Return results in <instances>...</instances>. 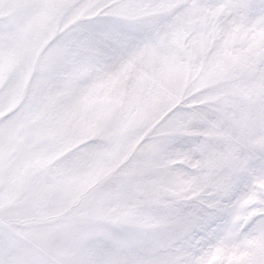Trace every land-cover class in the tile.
<instances>
[{"label": "snow or ice", "instance_id": "6c2138e0", "mask_svg": "<svg viewBox=\"0 0 264 264\" xmlns=\"http://www.w3.org/2000/svg\"><path fill=\"white\" fill-rule=\"evenodd\" d=\"M0 264H264V0H0Z\"/></svg>", "mask_w": 264, "mask_h": 264}, {"label": "rangeland", "instance_id": "374dc122", "mask_svg": "<svg viewBox=\"0 0 264 264\" xmlns=\"http://www.w3.org/2000/svg\"><path fill=\"white\" fill-rule=\"evenodd\" d=\"M187 145V142L186 141H181L178 146H186Z\"/></svg>", "mask_w": 264, "mask_h": 264}]
</instances>
